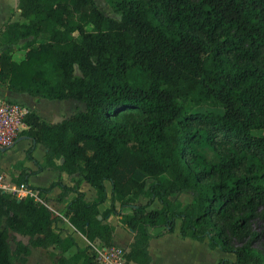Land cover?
<instances>
[{"label":"trees","instance_id":"1","mask_svg":"<svg viewBox=\"0 0 264 264\" xmlns=\"http://www.w3.org/2000/svg\"><path fill=\"white\" fill-rule=\"evenodd\" d=\"M110 3L119 18L96 0H18L25 20L0 29V85L86 103L58 122L29 110L30 127L21 133L32 139L31 159L37 162L33 148L42 143L47 166L78 174L75 185H29L40 164L14 181L38 197L56 185L60 200L75 192L66 214L89 241L112 246L115 227L103 219L118 215L134 232L128 262L150 264V239L174 231L180 220L183 237L235 254L219 264H264V252L254 246L261 237L255 224L264 220V131L257 133L264 130V0ZM21 40L26 52L17 61ZM202 103L222 109L200 110ZM208 145L217 161L200 150ZM82 179L95 188V199L86 200ZM106 181L111 206L102 212ZM185 191L193 200L182 204L177 196ZM46 200L0 189V264L26 263L32 246L54 245L61 250L58 264H102L87 248L65 255L77 242L62 236L61 217ZM155 200L161 207L152 209ZM10 231L29 243L16 239L12 247Z\"/></svg>","mask_w":264,"mask_h":264},{"label":"crops","instance_id":"2","mask_svg":"<svg viewBox=\"0 0 264 264\" xmlns=\"http://www.w3.org/2000/svg\"><path fill=\"white\" fill-rule=\"evenodd\" d=\"M11 2L15 3L14 5H17L18 7V0H11ZM12 11L14 12L12 21H17L23 18L20 14L19 8L17 10L13 6ZM5 100L21 103L29 110H35L42 117L51 122H58L65 116H69L73 113L86 109V103L78 99L40 98L32 96L27 92H17L6 86L0 85V101ZM32 143V139L23 138L22 136L13 147L7 150L0 149V189L8 192H16L18 195L33 194L39 198L37 196V190L28 188L24 184L18 185L14 181V178L17 177L24 169L37 171L39 164L43 166V169L29 176V185L34 187H48L53 182L61 181L66 186H74V180L79 175H70L66 171L48 167L47 148L42 143H36L33 148L32 155L37 162L28 156L27 150L30 148ZM62 162L63 158L55 159V163L57 165H61ZM106 186L109 191V197L103 204L100 205V210L102 212L111 206V183L106 181ZM80 190L85 193V198L88 201L97 197L95 188L84 179L81 180ZM62 191V187L56 185L42 198L47 199V205L60 215L61 219L58 222V227L61 230L62 236L65 237L67 235H71L77 242V246H73L68 249V251L65 252V255L67 257L72 256L78 248H87L88 254H94L97 249L106 245H104L100 239L89 241L82 233L78 232L73 227L66 214V205L76 193L69 192L60 200L59 198ZM177 197L182 204H187L193 200V193L191 191H185ZM146 201L147 198L145 196H141L138 200L140 203H145ZM116 205L120 208L119 202H117ZM160 207V202L155 200L150 208L157 209ZM122 211L130 213L132 210L129 207H124ZM99 217L102 219V216ZM103 221L110 223L115 227L113 245L128 251L130 243L134 239V232L122 224L120 217L114 213L108 214ZM179 226L180 220H177L174 231L150 239L149 251L152 256L150 264H219L222 258L235 259V254L232 252L222 251L219 248H211L208 240L199 241L192 237H183L179 231ZM160 230V228H151V232L154 234ZM35 249H43L47 254H56L54 264H58V258L61 254V250L57 245L48 248L32 246V255ZM78 264H83V261L80 260ZM130 264L135 263L130 262Z\"/></svg>","mask_w":264,"mask_h":264},{"label":"rangeland","instance_id":"3","mask_svg":"<svg viewBox=\"0 0 264 264\" xmlns=\"http://www.w3.org/2000/svg\"><path fill=\"white\" fill-rule=\"evenodd\" d=\"M97 5L100 9L108 16L119 18L120 14L114 10L112 7L110 0H96ZM11 2V0H0V29L7 23L9 20H13L14 12L12 11L13 6L15 9L18 10L17 5ZM20 19V18H19ZM21 21L24 20L23 18L20 19ZM78 36V33H75ZM43 40V37L40 38ZM26 40H21L18 47L15 49L13 56L14 59L20 61L25 56L26 47H25ZM79 73V70L76 68L75 70ZM200 110H220L222 109L220 106H214L211 103H202L197 106ZM127 111V110H126ZM66 117V116H65ZM119 119H123L122 117ZM264 130L257 131V133H263ZM200 150L205 154L208 159L213 161H217L219 159L217 152L211 146L201 147ZM39 199H43L39 197ZM256 230H258L261 234V237L258 238L254 242V246L264 252V220H258L255 224ZM21 239L26 243H29L28 236H22L15 234L13 231L9 232V241L12 247H15V240ZM56 254H47L43 249H35L33 255L30 254L27 258V262H21L19 260L15 261V264H54Z\"/></svg>","mask_w":264,"mask_h":264},{"label":"built area","instance_id":"4","mask_svg":"<svg viewBox=\"0 0 264 264\" xmlns=\"http://www.w3.org/2000/svg\"><path fill=\"white\" fill-rule=\"evenodd\" d=\"M28 112L29 109L21 103L0 101V149L13 147L22 137L21 133L30 127L24 120ZM126 252L123 248L106 245L97 249L95 255L102 264H130L126 259Z\"/></svg>","mask_w":264,"mask_h":264},{"label":"water","instance_id":"5","mask_svg":"<svg viewBox=\"0 0 264 264\" xmlns=\"http://www.w3.org/2000/svg\"><path fill=\"white\" fill-rule=\"evenodd\" d=\"M23 138H27L26 136H23ZM1 150H7L6 148H3V149H1Z\"/></svg>","mask_w":264,"mask_h":264}]
</instances>
